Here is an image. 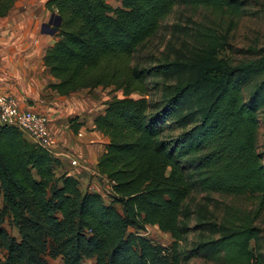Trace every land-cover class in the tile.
Instances as JSON below:
<instances>
[{
  "label": "trees",
  "instance_id": "1",
  "mask_svg": "<svg viewBox=\"0 0 264 264\" xmlns=\"http://www.w3.org/2000/svg\"><path fill=\"white\" fill-rule=\"evenodd\" d=\"M15 1L0 0V19ZM176 6L208 11L222 31L198 23L196 53L149 70L133 63ZM245 7V0L45 1L46 11L61 18L42 59L55 81L46 88L60 97L97 88L122 92L92 120L93 131L108 140L95 171L109 184V202L81 191L67 173L55 177L59 163L52 153L0 124L2 202L21 237L7 244L0 264H46V241L63 264H181L192 257L264 264L253 225L264 211V161L257 149L264 46L245 50L253 58L237 65L225 57ZM150 78L170 83H162L161 105L145 98ZM77 120H69L74 135L83 126ZM193 192L205 199L243 197L251 208L224 206L215 222L208 210L197 214L195 229L209 239L180 256L177 246L190 232L184 202ZM147 226L171 236L169 258L130 231Z\"/></svg>",
  "mask_w": 264,
  "mask_h": 264
},
{
  "label": "rangeland",
  "instance_id": "2",
  "mask_svg": "<svg viewBox=\"0 0 264 264\" xmlns=\"http://www.w3.org/2000/svg\"><path fill=\"white\" fill-rule=\"evenodd\" d=\"M46 0H16L18 4V12H44V3ZM246 7L244 13L239 19V22L235 29H233L228 36L227 43L228 49L225 57L230 60L232 65H237L241 62L252 59L251 55L245 54L248 48H260L264 46V0H245ZM115 6L114 2H111ZM14 11V10H13ZM52 13H49V17ZM48 21V20H47ZM46 21V22H47ZM45 22V23H46ZM208 11L201 8L194 9L184 6H176L171 15L168 16L162 23L156 34L146 41L133 57V63L138 64L141 68L149 70L154 67L162 66L166 63L173 62L175 57H187L192 53H196L197 43L194 37V28L196 24L202 23L213 30L222 31L218 21H215ZM227 26H223L226 29ZM49 82V81H48ZM149 93L145 98L155 104H163L160 96V90L162 81L160 78L149 79ZM169 85V82L165 83ZM249 90L251 87L248 88ZM49 93V90H47ZM54 93V92H52ZM46 94V93H45ZM50 96V95H49ZM113 97H122L121 91H115L113 88L95 90H82L75 94L60 97L56 94L51 95L52 98L51 107H53L54 113L59 116L56 119V134L57 137L67 140L66 144L53 143V156L58 159V166L54 168L55 177L61 173H68L74 175L73 168L89 163L83 162L78 157L76 151V143L79 137L74 136L69 127V120L72 118H78V122L85 123L86 119L94 118L101 110L104 103ZM133 98H140L138 94L132 95ZM56 116V117H57ZM260 125L257 133V149L263 154L264 161V109L259 114ZM50 128V126H49ZM51 133V132H50ZM176 132H172L175 135ZM51 138L53 140L52 134ZM96 144L99 140H94ZM93 142V143H94ZM76 160L78 166H71L70 162ZM67 167V169H66ZM90 178L94 176L88 175ZM95 182L88 180L87 183L79 185L81 191L95 192L99 191L106 203L109 202L110 189L107 187V183L102 182V179L95 177ZM204 194L193 192L184 202V206L190 210L191 215L186 221L187 226L190 228V232L184 237V239L178 244L177 251L180 256L193 249L199 241L209 239L206 233L201 234L196 228V215L203 210H208L207 217H211L208 221L215 222L219 220L223 215L224 206L230 205L233 208L248 211L251 208V202L247 201L243 197H224L218 194H213L205 199ZM118 210L119 206H116ZM260 234V252L264 254V211L253 222ZM131 232L141 234L149 241V243L161 250V255L170 257L168 250L172 244V238L169 234L161 232L156 226H147L142 231H136L130 229ZM15 240L16 243L21 242V237L18 230L14 227L12 218L5 210L2 202V192L0 189V261H3L7 255V244L11 240ZM253 246V245H251ZM46 264H63L60 256H55L52 252V248L46 241L45 252L41 254ZM82 264H94L93 260H83ZM181 264H222L220 261L212 262L207 261L202 257H192L187 262Z\"/></svg>",
  "mask_w": 264,
  "mask_h": 264
},
{
  "label": "crops",
  "instance_id": "3",
  "mask_svg": "<svg viewBox=\"0 0 264 264\" xmlns=\"http://www.w3.org/2000/svg\"><path fill=\"white\" fill-rule=\"evenodd\" d=\"M17 8L15 1L8 15L0 19V90L15 97L21 108L45 114L49 119L54 145H65L67 140L58 138L56 134V119L59 116L54 113L50 98L55 93L50 90L47 93L46 88L47 84L55 81L47 74L42 61L46 48L54 42V35L40 32L41 25L49 20V12L44 8L45 11L40 14L20 13ZM103 109L104 105L99 113ZM92 120L93 117L86 119L85 123L82 122L83 126L74 135L79 137L75 145L78 157L83 162L87 159L89 163L85 167L82 163L81 166L74 167V175L67 173L77 179L79 185L87 183L88 180L95 182V177H99L95 171L97 159L108 141L99 132L93 131ZM94 140H99V143L96 144ZM88 175L94 177L90 178ZM99 178L110 189L108 182Z\"/></svg>",
  "mask_w": 264,
  "mask_h": 264
},
{
  "label": "built area",
  "instance_id": "4",
  "mask_svg": "<svg viewBox=\"0 0 264 264\" xmlns=\"http://www.w3.org/2000/svg\"><path fill=\"white\" fill-rule=\"evenodd\" d=\"M0 124L17 128L28 141L53 154V140L48 117L45 114L21 108L15 97L1 90ZM70 164L78 166L76 160H72Z\"/></svg>",
  "mask_w": 264,
  "mask_h": 264
},
{
  "label": "water",
  "instance_id": "5",
  "mask_svg": "<svg viewBox=\"0 0 264 264\" xmlns=\"http://www.w3.org/2000/svg\"><path fill=\"white\" fill-rule=\"evenodd\" d=\"M61 24L60 16L56 14H51L48 22L43 23L40 28L41 34H47L53 36L56 33V29Z\"/></svg>",
  "mask_w": 264,
  "mask_h": 264
}]
</instances>
